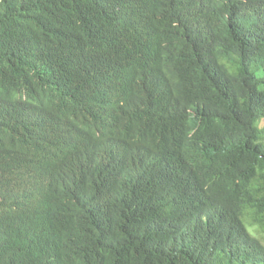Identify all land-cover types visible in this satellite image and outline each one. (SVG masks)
I'll use <instances>...</instances> for the list:
<instances>
[{"label": "trees", "instance_id": "16d2710c", "mask_svg": "<svg viewBox=\"0 0 264 264\" xmlns=\"http://www.w3.org/2000/svg\"><path fill=\"white\" fill-rule=\"evenodd\" d=\"M0 264H264V0H0Z\"/></svg>", "mask_w": 264, "mask_h": 264}]
</instances>
